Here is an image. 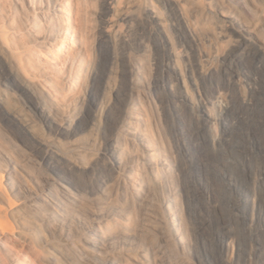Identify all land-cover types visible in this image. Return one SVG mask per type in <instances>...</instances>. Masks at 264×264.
Segmentation results:
<instances>
[{"label": "rangeland", "instance_id": "rangeland-1", "mask_svg": "<svg viewBox=\"0 0 264 264\" xmlns=\"http://www.w3.org/2000/svg\"><path fill=\"white\" fill-rule=\"evenodd\" d=\"M248 1L264 20V0ZM64 5L71 14L61 10ZM153 10L159 33L144 27ZM226 10L221 0H195L194 6L188 0H0V154L34 197L46 199L48 180L79 198L75 210L60 217L61 226L74 225L70 239L49 232L51 240L64 246L74 241L84 250L78 264L112 257L122 264H264V216L255 210L254 220L247 219L252 208L244 200L254 183L251 171L264 170V42L240 31ZM63 16H73L71 46L83 39L86 75L78 85H70L66 68L48 61L57 58ZM232 50L237 55L224 64ZM134 60L145 76L140 85V74L126 70ZM164 60L185 75L160 66ZM204 63L224 66L227 79L217 70L204 75ZM170 74L178 91L187 87L205 110L180 97L174 112ZM44 77L67 92L53 101L64 117H74L71 126L55 121L30 90ZM241 83L249 93L245 101ZM222 110L215 139L209 113ZM129 125L169 149L175 182L144 174L138 160L144 147ZM169 187L179 196L180 232L190 251L173 225ZM4 198L30 205L12 190ZM15 249L20 253L21 244Z\"/></svg>", "mask_w": 264, "mask_h": 264}, {"label": "bare ground", "instance_id": "bare-ground-1", "mask_svg": "<svg viewBox=\"0 0 264 264\" xmlns=\"http://www.w3.org/2000/svg\"><path fill=\"white\" fill-rule=\"evenodd\" d=\"M188 1L193 6L195 5V0ZM221 2L226 3V5L229 6V10L225 11L226 13L223 11L221 12L230 18L232 24L236 25L240 31L248 35H256V37L258 36V40L264 42L263 38L261 37L264 31V20L258 19V11L249 3L248 0H221ZM220 5L222 6L224 4ZM63 7L64 8L61 10L64 13H72L71 7L68 5H64ZM116 12H119V10H116ZM62 18V23L64 24L65 30L59 32L60 38L58 39V44L60 45L57 46H59L60 49L58 48V52L56 51L54 54L57 57L56 60H50L49 58L48 61L53 63L56 67H59L60 70L66 68L65 73L70 78V85H78L82 78L86 75L83 39H81L82 37L80 36V40L77 43L78 45L73 48L71 46V38H73V35L76 32L74 28H71L73 16H63ZM121 18L124 20L132 19L126 15ZM155 24H161V21L159 20V14H155V10H153V12L149 13L144 19V27L145 29H149L156 33L161 32L163 27L158 26L157 29H154L153 27ZM70 32L72 34H70ZM55 34L56 32H54V36ZM77 39H79V36H75L76 41ZM1 45L2 44H0V50L4 52ZM46 47L48 52H50L51 46ZM63 51H66V53H63ZM59 53L64 54L63 59H61V55ZM131 53L133 54V50ZM236 55V51L232 50L227 55L224 64H227L226 62L230 61L232 56L234 57ZM11 64L13 66V70L18 74L15 63ZM162 65H168L172 67V70H175V67L172 66L171 62L168 60L162 61L160 66ZM34 67V64H30V70L37 73ZM128 69L136 74L141 73L139 70V64L137 65L135 60L127 65L126 70ZM216 70L222 75L224 79H227L224 66L217 67L213 66L211 63L201 64V71L206 76L213 74ZM175 74L185 75L184 72H177L176 70ZM155 78L159 79L160 77L155 75L154 79ZM170 79L171 83L168 84L172 91L170 93L169 100L172 104L171 106L174 112L177 115L179 113V109L175 103L177 98L180 97L186 101L196 103V108L198 110H205L203 107V102L195 101L187 87L184 90V94H182L180 91H178L176 82L171 78V74ZM180 81L185 83L186 79L180 77ZM144 82L145 76L140 74L136 85L143 84ZM57 84L58 82L56 83L55 79L53 80L52 77H44L42 79V83L38 82L29 84V87L33 94L38 95L43 106L47 108L49 115L52 116L55 121H60L61 126H71L74 123V117H64L61 110L63 109L61 104H56L55 101H53L57 100L59 95H67V92L63 90L64 88L59 87ZM240 86L242 87V99L244 100L246 95L249 96V93H247V87L245 83H241ZM217 92L220 96L224 94L222 87L219 86H217ZM224 113H226L225 110L209 113V115L212 117L211 130L215 136V139H218L220 136V129L217 125V120L223 119ZM127 130L129 133H132L144 147V150H142V153L140 154V159L138 158V160H140V165L145 171L144 174H152L153 176H151V180H160L162 183L164 182L168 185L175 182L176 174H174L170 164L173 155L170 153L169 149H167L157 140H154L153 136L145 130H139L133 125H129ZM231 152H233V150L228 151V153ZM0 157V264H78V257L80 255L82 257L86 256L84 250L80 248L74 241L71 242L69 246H64L59 244L57 241L51 240L52 237L49 238V232H51V235L54 236L56 234L55 232L60 230L62 234L64 232L67 238L70 239V236L72 235V227L74 225L70 221L67 224V227L61 226L62 219L60 217L66 216L69 212H73L76 208L79 198L73 192H71L67 186L63 185V187L59 189L48 180H46L44 184L46 199L44 198L41 200L39 197H34L31 189L29 187L27 188V186H24L23 181L17 174L16 167L11 166L1 154ZM122 163V157L117 156L115 164L117 166H121ZM255 171L257 174H253L254 171H251L250 173V176L254 179V183L250 188L249 197H246L247 200L244 199L247 201V207L251 206L252 208V216L247 217V219L250 221L254 220L255 210L258 211L260 217L264 216V170L261 166H258ZM143 181H145V176ZM233 184L237 187H240V185H237V183ZM10 190H12L16 195H21L27 199L30 205H23L21 203L16 204L15 202L9 203V201H7L4 197L6 196L7 191ZM166 194V202L170 214L172 215L173 225L176 226V230L178 231V239L183 242L182 246L190 251V244L184 240V237L180 232L183 223L180 211L179 196L170 187L166 189ZM15 222L17 224H15ZM94 229V235L103 237L100 232H97V228ZM105 241L106 240H102L101 242L104 243ZM20 244L22 250L20 253H18L19 251H14V249ZM100 248L101 247L96 245V247H94V251L100 253ZM100 263L122 264L114 257L108 258L106 260L101 259Z\"/></svg>", "mask_w": 264, "mask_h": 264}]
</instances>
